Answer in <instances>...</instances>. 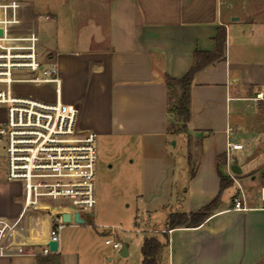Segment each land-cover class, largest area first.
<instances>
[{
	"label": "crops",
	"instance_id": "crops-1",
	"mask_svg": "<svg viewBox=\"0 0 264 264\" xmlns=\"http://www.w3.org/2000/svg\"><path fill=\"white\" fill-rule=\"evenodd\" d=\"M0 28L1 47L40 56V32L57 35L43 62L57 66L62 102L79 108L81 131L165 155L169 138L185 139L181 181L171 157L153 169L166 177L152 192L168 211L164 227L154 230L168 238L159 264H264V153L255 165L248 156L264 151V102L253 100L264 89V0H0ZM219 49L221 57L195 75L191 118L177 128L167 79L185 77L197 52ZM52 95L45 100H56L54 87ZM231 144L244 147L230 152L241 173L223 190L219 172L228 177ZM3 165L0 264H61V253L42 256L50 215L24 209L22 185L7 179L6 155ZM217 198L218 208L199 227L168 229L171 215L195 214ZM235 199L247 210H233ZM49 206L51 215L65 211Z\"/></svg>",
	"mask_w": 264,
	"mask_h": 264
},
{
	"label": "built area",
	"instance_id": "built-area-1",
	"mask_svg": "<svg viewBox=\"0 0 264 264\" xmlns=\"http://www.w3.org/2000/svg\"><path fill=\"white\" fill-rule=\"evenodd\" d=\"M15 85H52L56 100L49 102L20 95L15 92ZM61 96L62 80L54 63L43 62L38 51L8 50L0 45V105L6 106V119L0 121V148L6 155L7 179L22 185L25 210L50 215V242L58 244L67 226L62 213H70L72 221L75 213L81 218L82 214L93 213L97 161L95 134L79 129V108L64 104ZM253 100L264 102V89L258 91ZM243 148V145L231 144L228 150L227 174L236 183L230 152ZM50 202L58 203L65 211L51 215ZM233 210L246 211L247 208L235 199ZM146 219L151 221V215H146ZM115 232L112 228V234ZM106 244L119 250L123 247L113 239H107ZM56 254L58 252H51L49 247L42 251L45 257Z\"/></svg>",
	"mask_w": 264,
	"mask_h": 264
},
{
	"label": "rangeland",
	"instance_id": "rangeland-1",
	"mask_svg": "<svg viewBox=\"0 0 264 264\" xmlns=\"http://www.w3.org/2000/svg\"><path fill=\"white\" fill-rule=\"evenodd\" d=\"M41 58L47 60L46 48L55 47L57 35L40 32ZM35 98H52V88L46 86L15 85L14 89ZM46 101V100H45ZM176 103L173 98L171 105ZM6 119V106L0 105V121ZM182 127L179 123L177 128ZM95 196L96 205L93 217L82 214L86 223L78 229L70 226L61 232V264H142V246L144 240L156 234L148 230H161L165 224L167 209L160 208V194H153L164 183L166 177L154 167L160 158L172 160L177 164V178L187 167L188 146L182 135L169 138L165 154L153 146L128 143L123 140L96 138ZM258 150L248 153L251 165L263 155ZM5 152L0 148V173L4 169ZM164 185V184H162ZM151 198L153 200L151 202ZM175 201V198L174 200ZM175 203V202H174ZM151 214V221L146 215ZM45 215V214H44ZM148 224V226L146 225ZM112 228L116 232L112 234ZM113 239L127 245L129 255L121 256V250L107 245L106 240ZM58 256L55 257L57 259ZM58 258V259H59ZM58 263V262H57Z\"/></svg>",
	"mask_w": 264,
	"mask_h": 264
},
{
	"label": "trees",
	"instance_id": "trees-1",
	"mask_svg": "<svg viewBox=\"0 0 264 264\" xmlns=\"http://www.w3.org/2000/svg\"><path fill=\"white\" fill-rule=\"evenodd\" d=\"M221 54L222 51L220 49L210 54L197 52L195 54V62L185 77L179 80L167 79L169 98L171 101L173 98L176 99V103L170 107V112L175 115L178 123L183 124V128H185V125L191 118V84L195 75L208 65L217 61L221 57ZM219 176L221 179V189L224 190L233 184V181L221 172H219ZM218 203L219 199L217 198L201 211L191 215L173 214L169 217L167 227L169 230L179 227H199L211 216L212 212L218 208ZM165 246H168V238L165 234L162 239L157 236L146 238L141 249L143 255L142 264H159L160 254Z\"/></svg>",
	"mask_w": 264,
	"mask_h": 264
},
{
	"label": "water",
	"instance_id": "water-1",
	"mask_svg": "<svg viewBox=\"0 0 264 264\" xmlns=\"http://www.w3.org/2000/svg\"><path fill=\"white\" fill-rule=\"evenodd\" d=\"M3 35H4V31L2 28H0V38H2ZM237 168H238L237 166L231 167L232 171L236 175L241 173V170L240 169L237 170ZM61 217L63 219V222L67 225L71 224L72 222L76 225H84L86 223V221L83 218H81L79 213H75L73 215V221H72V215L70 213H62ZM47 247H49L50 251L53 253H57L59 250V244L56 242H50ZM121 256H123V257L128 256V246L125 244L122 247Z\"/></svg>",
	"mask_w": 264,
	"mask_h": 264
}]
</instances>
